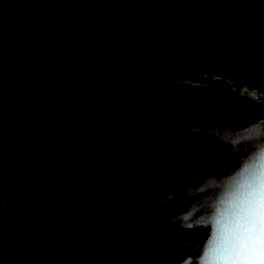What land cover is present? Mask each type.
I'll return each mask as SVG.
<instances>
[{
    "label": "water",
    "instance_id": "water-1",
    "mask_svg": "<svg viewBox=\"0 0 264 264\" xmlns=\"http://www.w3.org/2000/svg\"><path fill=\"white\" fill-rule=\"evenodd\" d=\"M262 184L264 0H0V264H226Z\"/></svg>",
    "mask_w": 264,
    "mask_h": 264
},
{
    "label": "snow or ice",
    "instance_id": "snow-or-ice-1",
    "mask_svg": "<svg viewBox=\"0 0 264 264\" xmlns=\"http://www.w3.org/2000/svg\"><path fill=\"white\" fill-rule=\"evenodd\" d=\"M251 223V220L248 221ZM242 226L237 225V229L231 234L221 233L213 242L209 251L205 253L206 257L216 259H227L229 253H235L236 258H245L247 264H264V227L261 229V234L258 240L252 239L250 235H245V232H251V229L241 230ZM251 244L254 250L259 244V251L250 252L245 246V243Z\"/></svg>",
    "mask_w": 264,
    "mask_h": 264
},
{
    "label": "clouds",
    "instance_id": "clouds-1",
    "mask_svg": "<svg viewBox=\"0 0 264 264\" xmlns=\"http://www.w3.org/2000/svg\"><path fill=\"white\" fill-rule=\"evenodd\" d=\"M261 194H262V197H264V184H262ZM224 260L227 264V259H224ZM202 264H203V262H202ZM233 264H234V262H233Z\"/></svg>",
    "mask_w": 264,
    "mask_h": 264
}]
</instances>
